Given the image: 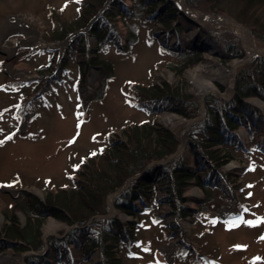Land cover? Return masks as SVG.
Here are the masks:
<instances>
[{"label": "rangeland", "instance_id": "obj_1", "mask_svg": "<svg viewBox=\"0 0 264 264\" xmlns=\"http://www.w3.org/2000/svg\"><path fill=\"white\" fill-rule=\"evenodd\" d=\"M82 1L0 0V226L12 210L23 226L25 217L17 209L24 206L23 193L44 201L47 193L70 189L82 163L129 125L157 120L178 137L172 156L151 163L135 178L152 179L158 165L182 157L194 165L189 132L205 117V98L230 101L239 69L264 57L262 40L228 13L229 8L239 11L241 0L223 3L225 13L191 8L182 0L191 15L200 13L206 22H194L174 4L180 31L170 33L130 21L138 38L128 46L122 19L100 27L99 35L103 27L112 28L114 35L108 36L113 39L100 42L92 36L90 28L102 11L79 29ZM180 50L196 54L186 70V59L176 55ZM91 57L98 58L95 64H89ZM178 78L198 104L197 117L156 115L136 106L138 86L175 84ZM248 103L257 110L260 132L239 129L244 151H234L235 159L219 171L207 194L196 186L187 189L182 203L191 214L187 218L163 203L150 204L133 218L113 207L115 194L107 196L110 212L97 220L116 218L120 230L129 235L133 230L123 252L125 264H264V95ZM70 228L49 217L41 251L19 252L2 244L0 264H26L29 255L44 256L47 238H61ZM68 253V262L53 264H88L81 251ZM95 262L103 264L99 250L90 257L89 264Z\"/></svg>", "mask_w": 264, "mask_h": 264}, {"label": "trees", "instance_id": "obj_2", "mask_svg": "<svg viewBox=\"0 0 264 264\" xmlns=\"http://www.w3.org/2000/svg\"><path fill=\"white\" fill-rule=\"evenodd\" d=\"M183 1L191 8L225 13L222 4L229 0ZM241 1L243 5L239 11L229 8L228 13H234L236 20L247 24L264 43V0ZM80 8L77 21L79 29L102 11V19H97L96 22L94 20L90 28L94 33L92 36L100 42L113 39L108 35H114V30L111 28L110 31L105 25L101 29L104 33L99 35L102 24L118 19H122L128 27L126 46L136 42L138 38L137 26L130 21L151 24L165 33L180 31L176 20L179 11L171 0H84ZM63 37L64 35L60 39ZM181 51L176 55L186 59V65H183L186 70L188 65L195 63L196 54H192L191 50ZM97 59L91 57L89 64H95ZM85 71L86 64H82V74ZM178 74L181 77V72ZM182 82V78H178L175 84L159 82L138 86L135 89V104L156 115L173 112L193 119L200 114L199 107L193 95L184 89ZM235 83L230 101H221L213 96L205 98V117L195 123L189 132L194 165H190L182 157L171 164L158 165L152 179L135 178L151 163L172 156L177 151L178 137L157 120L153 123L129 125L121 129L120 134L111 137L101 152L82 163L70 189L47 193L44 201L23 193L24 206L17 209L24 215L26 223L20 225L15 210L11 211V215L6 214L5 221L0 226V246L4 244L19 252L41 251L43 226L46 219L53 217L71 227L70 230L61 238L48 237L45 255H29L26 257V264L65 263L69 261L66 260L68 252L74 250L81 251L82 259L88 261V264L97 250L101 252L103 264H125L123 252L133 230L130 235L125 229L120 230L116 218L97 220V217L110 212L106 204L107 196L115 194L113 207L117 212L133 218L140 217L141 211H145L153 203L171 206L178 210L177 215L181 218L190 216L189 209L186 211L182 204L185 202L184 194L187 189L196 186L207 194L211 185H215L220 178L219 171L235 159L234 151H244L238 135L239 129L245 128L252 135L260 132L257 130V110L248 100L264 95V57H258L240 68ZM226 174L228 178H232V172L227 171ZM160 193L167 194L168 198H159ZM178 202H181L179 207L176 206Z\"/></svg>", "mask_w": 264, "mask_h": 264}, {"label": "bare ground", "instance_id": "obj_3", "mask_svg": "<svg viewBox=\"0 0 264 264\" xmlns=\"http://www.w3.org/2000/svg\"><path fill=\"white\" fill-rule=\"evenodd\" d=\"M173 1L176 6L184 13H187L191 16V19L194 21V22H197V23H202V22H206V19L204 16H202L200 13H196L194 16L191 15L192 11H189V9L185 6L184 2L182 0H171ZM240 28V27H239ZM241 31H242V28H240ZM244 31V30H243ZM242 31V32H243ZM34 39V37H32Z\"/></svg>", "mask_w": 264, "mask_h": 264}, {"label": "snow or ice", "instance_id": "obj_4", "mask_svg": "<svg viewBox=\"0 0 264 264\" xmlns=\"http://www.w3.org/2000/svg\"><path fill=\"white\" fill-rule=\"evenodd\" d=\"M10 138V137H9ZM93 155H95V153H93Z\"/></svg>", "mask_w": 264, "mask_h": 264}]
</instances>
